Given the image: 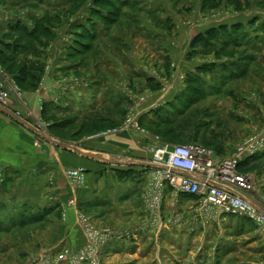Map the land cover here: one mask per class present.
Masks as SVG:
<instances>
[{
	"label": "rangeland",
	"instance_id": "1",
	"mask_svg": "<svg viewBox=\"0 0 264 264\" xmlns=\"http://www.w3.org/2000/svg\"><path fill=\"white\" fill-rule=\"evenodd\" d=\"M197 37L208 43L192 47ZM0 69L5 91L22 98L46 80L57 87L63 105L41 103L33 129L47 139L34 142L67 161L44 186L32 183L31 201L0 199V264H264V232L248 218L169 192L154 206L149 180L137 225H107L86 204L87 168L78 167L82 182L67 178L78 169L69 149L106 130L217 156L264 135V0H0ZM93 83L112 92L110 102L77 112L72 92ZM10 97L9 110L26 119ZM263 156L244 160L243 173L264 199ZM68 181L83 193L77 207ZM60 255L69 260L55 263Z\"/></svg>",
	"mask_w": 264,
	"mask_h": 264
},
{
	"label": "crops",
	"instance_id": "2",
	"mask_svg": "<svg viewBox=\"0 0 264 264\" xmlns=\"http://www.w3.org/2000/svg\"><path fill=\"white\" fill-rule=\"evenodd\" d=\"M90 76V80H93L95 75ZM45 83L47 84L44 85ZM48 85L49 81L46 80L38 92L25 93L23 96L21 107L23 106L29 114L26 116L27 120L17 117L9 110L0 109V175L3 173L8 176L5 181L0 182V199L7 203L13 202V197L31 201L32 196L34 197L31 194L32 183L37 182L44 186L48 181V174L55 168L64 171V165L67 164L62 158L61 150L51 146L50 150L46 151V147L40 149L34 142L40 138L47 139L33 129L39 121L41 103L55 99L58 104L63 105L57 87ZM92 86L88 84V87L72 92L70 104L77 112L83 108H95L99 104L110 102L112 92L109 89L102 88V94H99L96 93L95 83ZM90 141L92 143L87 139L84 141L85 145L81 147L86 149L82 151L70 147L68 154L71 157L67 159L72 167L85 166L89 172L84 194L89 198L86 204L92 200L94 207L99 209L98 213H94V221L121 227L137 225L143 218L142 195L150 180L155 138L127 130L112 139ZM261 160L264 161V156ZM67 185L71 200L77 207L83 193L70 181ZM261 191L260 188H254L251 198L259 204H264ZM21 200L19 202H22ZM74 234L71 237L73 243L76 238Z\"/></svg>",
	"mask_w": 264,
	"mask_h": 264
},
{
	"label": "built area",
	"instance_id": "3",
	"mask_svg": "<svg viewBox=\"0 0 264 264\" xmlns=\"http://www.w3.org/2000/svg\"><path fill=\"white\" fill-rule=\"evenodd\" d=\"M0 74L6 77L1 69ZM11 89L7 92L0 84V109L9 110L12 93L17 96L20 103H23L20 91L15 87ZM15 115L20 116L19 113ZM135 122L136 120L132 119L127 127ZM119 132L118 129L106 130L94 136L92 140H104ZM262 149L264 135L251 137L227 156H217L210 149L200 145H169L155 138L150 163L152 167L150 185L154 206L161 203L167 192L176 197L185 195L197 198L202 209L225 216L248 218L264 232V204H259L251 198L254 191L253 181L249 175L239 170L244 160ZM84 172L82 168L70 170L67 172V178L74 182H82ZM68 260V256L60 255L55 259V263Z\"/></svg>",
	"mask_w": 264,
	"mask_h": 264
},
{
	"label": "trees",
	"instance_id": "4",
	"mask_svg": "<svg viewBox=\"0 0 264 264\" xmlns=\"http://www.w3.org/2000/svg\"><path fill=\"white\" fill-rule=\"evenodd\" d=\"M202 42H204L205 44H207L208 43V40H207V38H203V37H197L194 41H193V43H192V47H197L198 45H200ZM194 145H199V144H194ZM244 162V161H243ZM241 163V165H240V168H239V170H240V172H242L243 173V164L244 163Z\"/></svg>",
	"mask_w": 264,
	"mask_h": 264
},
{
	"label": "bare ground",
	"instance_id": "5",
	"mask_svg": "<svg viewBox=\"0 0 264 264\" xmlns=\"http://www.w3.org/2000/svg\"><path fill=\"white\" fill-rule=\"evenodd\" d=\"M16 90V89H15Z\"/></svg>",
	"mask_w": 264,
	"mask_h": 264
}]
</instances>
